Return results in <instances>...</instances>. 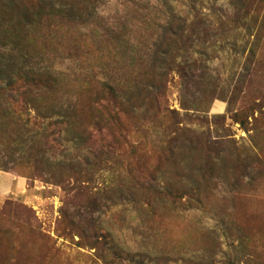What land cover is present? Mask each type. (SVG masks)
Segmentation results:
<instances>
[{
	"label": "rangeland",
	"instance_id": "rangeland-1",
	"mask_svg": "<svg viewBox=\"0 0 264 264\" xmlns=\"http://www.w3.org/2000/svg\"><path fill=\"white\" fill-rule=\"evenodd\" d=\"M0 173V264H264V0H0Z\"/></svg>",
	"mask_w": 264,
	"mask_h": 264
},
{
	"label": "trees",
	"instance_id": "trees-1",
	"mask_svg": "<svg viewBox=\"0 0 264 264\" xmlns=\"http://www.w3.org/2000/svg\"><path fill=\"white\" fill-rule=\"evenodd\" d=\"M97 95L96 99H93L91 102V107L92 106H96L97 109H100V112L104 113L105 115H107L110 118H113L112 120L115 121V113L116 111L120 108L121 105H119V103H117V101H114V95L112 93V91H108L106 90L104 94V97L102 95V93H95ZM96 109V110H97ZM91 110V115L94 109H90ZM100 112H98V114H100ZM120 112V110H119ZM120 125V123H118L117 121V125ZM93 128H95L94 132H99V127L98 125H95ZM120 128V126H119ZM124 128H127L126 125H124ZM126 132V130H125Z\"/></svg>",
	"mask_w": 264,
	"mask_h": 264
},
{
	"label": "crops",
	"instance_id": "crops-1",
	"mask_svg": "<svg viewBox=\"0 0 264 264\" xmlns=\"http://www.w3.org/2000/svg\"><path fill=\"white\" fill-rule=\"evenodd\" d=\"M25 183L8 173H0V201L6 194L18 195L24 191Z\"/></svg>",
	"mask_w": 264,
	"mask_h": 264
}]
</instances>
